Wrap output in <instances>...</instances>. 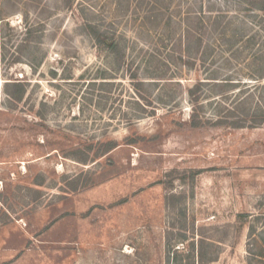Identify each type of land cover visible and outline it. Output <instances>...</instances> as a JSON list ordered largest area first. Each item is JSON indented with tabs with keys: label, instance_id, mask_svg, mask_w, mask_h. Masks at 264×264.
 Instances as JSON below:
<instances>
[{
	"label": "rangeland",
	"instance_id": "1",
	"mask_svg": "<svg viewBox=\"0 0 264 264\" xmlns=\"http://www.w3.org/2000/svg\"><path fill=\"white\" fill-rule=\"evenodd\" d=\"M199 1L0 0V264H264V13Z\"/></svg>",
	"mask_w": 264,
	"mask_h": 264
},
{
	"label": "trees",
	"instance_id": "2",
	"mask_svg": "<svg viewBox=\"0 0 264 264\" xmlns=\"http://www.w3.org/2000/svg\"><path fill=\"white\" fill-rule=\"evenodd\" d=\"M67 4L69 6L72 5L73 0H66ZM168 1V0H166ZM206 0H200L199 1V8L196 12V17L198 18V23H205L204 21V17L206 15V11L209 13H213L216 12V16H210V19H216V22H218L221 18L219 16V14H221L222 12L219 11L217 12V10H215L214 8H209L208 10L204 9V3ZM208 2H210L211 0H207ZM157 2H159V0H157ZM245 4L248 3V9H253V10H258L260 12L264 13V0H245L242 1ZM250 7V8H249ZM165 14V13H164ZM213 15V14H211ZM82 17H83V22L81 23L80 27V31L82 33L88 34L92 37V39L95 41L96 45H98V47L100 48H107L110 51H112L113 53H116L118 56H124L125 55V47H123V43L121 41V38H123V36H120L119 34H117V30L116 29H112L109 26H105L104 23H102L100 20H92L89 16L86 17L83 16L82 13ZM214 17V18H213ZM171 18H169V20L167 21L168 23H170ZM204 26V24H203ZM204 42V35L200 34L198 41H197V51H200V47L203 45ZM191 45L188 43L187 44V52H186V57L187 59L184 60V62L187 65L190 66H195L196 62L194 61L195 59L191 56ZM135 77V76H134ZM216 83L215 86L220 87L222 90L220 92V94H223V90L226 88L228 89L229 87H234L236 86L234 84V82H228V81H219V82H214ZM142 84V81H141ZM138 85V84H137ZM205 86V82L201 79L197 80L195 82L194 85L190 86L188 88V94H189V99L192 103V113L190 115V122L192 123V125L197 126L200 125V110H201V105H202V94L204 92V87ZM152 103V102H151ZM246 215V214H245ZM244 214H240V216H245ZM186 238V236L184 237ZM183 238V239H184ZM205 239H201L198 243V246L200 245V247H198V251H196L195 248V243L192 246V249H190L189 253H187V256L190 260H192L191 262H189V264H205L209 261H213L216 258L212 257V256H208V251H204L203 250V245L205 243ZM168 252H169V259L171 258L170 253H171V246L170 243L168 244ZM175 254H178V252H174ZM178 255L176 256V259Z\"/></svg>",
	"mask_w": 264,
	"mask_h": 264
}]
</instances>
